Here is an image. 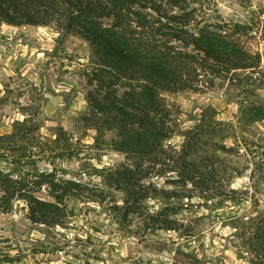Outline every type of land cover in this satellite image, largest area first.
<instances>
[{"label": "rangeland", "instance_id": "1", "mask_svg": "<svg viewBox=\"0 0 264 264\" xmlns=\"http://www.w3.org/2000/svg\"><path fill=\"white\" fill-rule=\"evenodd\" d=\"M157 1L165 13L180 12L173 0ZM181 1L187 10L205 6L201 27L238 22L256 31L242 42L260 57L259 67L238 73L241 85L160 93L172 131L166 148L181 150L185 136L208 126L198 158L223 196L156 167L140 183L148 189L140 214L124 217L126 187L110 179L134 162L118 145L114 114L95 107L105 105L107 87L121 98L136 83L108 74L95 44L57 22L0 20V171L22 185L24 196L57 204L66 215L59 226L35 223L21 197L1 208L0 264H177L185 255L206 264H247L226 222L253 214L255 196L264 205V0ZM166 210L175 229H152L144 216Z\"/></svg>", "mask_w": 264, "mask_h": 264}, {"label": "trees", "instance_id": "2", "mask_svg": "<svg viewBox=\"0 0 264 264\" xmlns=\"http://www.w3.org/2000/svg\"><path fill=\"white\" fill-rule=\"evenodd\" d=\"M173 1L180 11L176 14L165 13L157 0H0L1 21L33 26L57 22L64 30L76 31L95 44L108 74L136 83L121 98L107 87L108 100L103 107H95L102 114H114L111 121L118 130V145L134 162L132 167L117 169L110 179L126 187L124 217L140 214V204L148 197L147 187L140 183L153 175L156 167L163 168L162 173H177L185 184L198 179L204 191L223 196L214 173L205 172L202 157L198 158L203 131L208 126H200L185 136L188 143L181 150L166 148L164 143L172 131L160 93L210 90L221 82L237 87L235 82H244L238 73L253 71L260 63V57L249 52L242 42L249 32H256L253 24L223 22L201 27L206 19L205 6L187 10L186 3ZM199 14L202 20L196 18ZM104 18H112L113 24L105 25ZM259 116L264 120V110ZM17 184L0 171V209L7 210L10 202L21 197L28 203L33 222L60 225L66 215L59 205L24 196L22 185ZM252 204L253 214L236 213L226 223L236 233L241 259L247 264H264V205L256 196ZM144 217H148L152 229H175L176 222L167 210ZM184 258L186 261L179 260L177 264H206L198 256Z\"/></svg>", "mask_w": 264, "mask_h": 264}]
</instances>
